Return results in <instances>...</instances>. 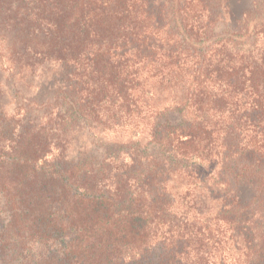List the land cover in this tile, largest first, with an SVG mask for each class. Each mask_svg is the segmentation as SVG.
Here are the masks:
<instances>
[{"label":"trees","instance_id":"16d2710c","mask_svg":"<svg viewBox=\"0 0 264 264\" xmlns=\"http://www.w3.org/2000/svg\"><path fill=\"white\" fill-rule=\"evenodd\" d=\"M0 264H264V0H0Z\"/></svg>","mask_w":264,"mask_h":264}]
</instances>
